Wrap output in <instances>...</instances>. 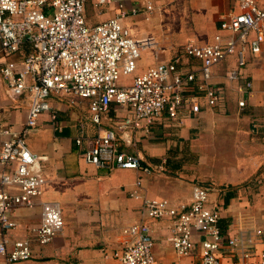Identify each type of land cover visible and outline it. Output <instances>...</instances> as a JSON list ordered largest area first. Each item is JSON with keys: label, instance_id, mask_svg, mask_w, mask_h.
<instances>
[{"label": "built area", "instance_id": "1", "mask_svg": "<svg viewBox=\"0 0 264 264\" xmlns=\"http://www.w3.org/2000/svg\"><path fill=\"white\" fill-rule=\"evenodd\" d=\"M177 0H0V75L11 95L30 99L26 120L20 131L0 124L6 136L0 147V264H12L34 256V244L51 242L63 229L62 210L56 201H40L46 179L39 156L27 145V135L37 125L42 112L49 110L51 95L70 102L85 100L90 120L99 124L112 105L127 107L129 113L117 116L84 152L87 163L111 170L143 169L149 165L130 149L136 133L152 138V128L161 119L194 118L203 108L222 104L224 89L212 82L214 67L234 58L236 66L225 73L236 82L244 107L251 81L242 74L248 54L258 55L264 43V7L261 0H235L236 9L219 19L214 41L200 45L188 40L181 56L161 60L132 77L142 51L157 47L149 36H135L127 24L131 17L151 13L159 5ZM110 12L106 19L89 20ZM28 47L18 59L13 55ZM194 60V62H193ZM51 119L56 117L51 112ZM264 142V125L262 127ZM80 143V140H76ZM158 169H163L159 165ZM130 196L140 199L144 217L123 228L127 236L119 264H156L150 220H167L168 240L175 253L188 256L195 232L203 233L198 259L193 264H224L219 252L229 248L236 264H264V246L256 262L250 257L254 236L231 235L219 224V211L208 204L210 187L195 182L187 202L151 199L141 192L136 180ZM40 207L39 223L14 241L8 233L17 223L11 218L20 207ZM242 231V223H235ZM227 233V236H226Z\"/></svg>", "mask_w": 264, "mask_h": 264}, {"label": "crops", "instance_id": "2", "mask_svg": "<svg viewBox=\"0 0 264 264\" xmlns=\"http://www.w3.org/2000/svg\"><path fill=\"white\" fill-rule=\"evenodd\" d=\"M180 2L185 6L184 15L191 19L189 35L182 47L188 40L200 45L214 41L217 34H223L219 30L220 17L237 8L235 0H177L173 3ZM261 5L264 7V0ZM161 7L144 14L146 21L156 17ZM180 17L175 13L173 20ZM100 20L102 17L97 21ZM151 23L152 27L154 20ZM157 27L154 25V30L159 32ZM164 38L157 42H164ZM168 40L172 42V38L168 37ZM162 46L170 48L155 47L152 61L141 68L137 65L138 72L124 81L130 83L134 75L154 63L178 55L187 64L181 46L179 49H174L172 43ZM28 52L26 47L12 58L18 59ZM235 66V59L229 58L213 69L212 82L224 89L220 106L203 108L194 118H163L153 126L152 138L138 133L133 136L130 149L149 165V171L142 168L106 170L84 159V152L98 134L109 128L115 117L129 113L127 107L112 105L101 122L95 124L89 118L85 100L70 102L67 97L51 95L48 99L50 108L40 114L37 125L27 135V145L39 156L40 171L46 179L38 200L59 203L63 229L48 244H34L32 258L12 264H119L116 256L127 240L123 228L144 218L140 213V199L130 196L136 180L141 181V192L147 197L174 203L189 201L195 182L209 186L208 204L219 211L222 230L234 236L240 235L239 232L246 233L241 234L244 236L249 235L247 233L253 235L250 261L256 262L264 246V43L258 55L248 54L246 64L241 68L244 78L251 81L244 96V107L237 104L238 83L228 82L225 78L226 71ZM29 103L28 95L13 97L0 75L1 125L20 131ZM53 111L56 114L54 120L50 117ZM4 139L6 136L0 135V147ZM78 139L80 143L76 142ZM178 151L180 159L173 161L171 155ZM159 165L163 169H158ZM229 191L232 196L227 202ZM11 218L17 223L8 233L9 240L14 241L25 237L28 228L39 223L40 207H20ZM237 220L242 223V231L235 225ZM149 224L156 264H193L197 261L200 242L205 237L203 233L195 232V245L191 253L183 257L175 253L167 238V220H150ZM219 254L224 264H236L229 248L223 247Z\"/></svg>", "mask_w": 264, "mask_h": 264}, {"label": "rangeland", "instance_id": "3", "mask_svg": "<svg viewBox=\"0 0 264 264\" xmlns=\"http://www.w3.org/2000/svg\"><path fill=\"white\" fill-rule=\"evenodd\" d=\"M182 2H180L179 4H174L173 2L170 3H164L162 4V7L157 10V15L156 17H151L150 21L152 22L154 20L153 26L151 27V22L150 21H146L147 17L143 14V15H137L134 17H131L130 19L127 20V24L128 26L131 28L133 35L135 36H149L152 37L156 42L158 41L159 38L161 37H165L164 38V42L160 41L157 42L158 45L157 47L161 48V49H168L170 47L168 46H162V44H167L170 45L172 43V45H174V49L176 48H180V46L185 42V40L187 39V36L189 35V31H190V24H191V19L190 18H186L187 16L184 15L185 13V6H183L181 4ZM184 3V1H183ZM88 14L92 11V9L87 11ZM175 13L180 15V19L177 20L176 18L173 20V16H175ZM108 15H101L96 16L94 14H89V20L91 22H98L97 20H99V18L102 17V19L104 17H107ZM158 18L157 21H155V19ZM105 19V18H104ZM173 21H174V25H173ZM154 25L158 26L157 28H160V31L157 32L156 30H154ZM151 28V30H150ZM176 28V29H174ZM156 29V28H155ZM174 29V30H173ZM149 30V31H148ZM144 32V33H143ZM154 34H152V33ZM146 33V34H145ZM150 33V34H148ZM157 34H159L157 37ZM154 36V37H153ZM169 38H172V42H169L168 40ZM182 49V46L181 48ZM154 53V48H148L144 51H142L141 56L138 60V65L141 68L142 66L147 65L148 63H150L152 61V55ZM139 69L136 70V72H138ZM129 80V77H124L122 78V81L124 80ZM185 158H187V156L185 155ZM171 159L173 161H177L180 159L179 156V151L176 154L171 155Z\"/></svg>", "mask_w": 264, "mask_h": 264}, {"label": "trees", "instance_id": "4", "mask_svg": "<svg viewBox=\"0 0 264 264\" xmlns=\"http://www.w3.org/2000/svg\"><path fill=\"white\" fill-rule=\"evenodd\" d=\"M231 196H232V192L229 191V192L226 193L227 202H228V198H230Z\"/></svg>", "mask_w": 264, "mask_h": 264}]
</instances>
